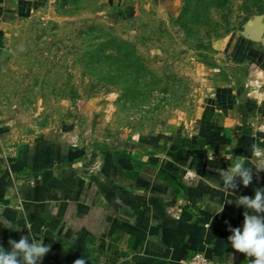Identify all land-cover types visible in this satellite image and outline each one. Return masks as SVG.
Listing matches in <instances>:
<instances>
[{
	"label": "rangeland",
	"instance_id": "374dc122",
	"mask_svg": "<svg viewBox=\"0 0 264 264\" xmlns=\"http://www.w3.org/2000/svg\"><path fill=\"white\" fill-rule=\"evenodd\" d=\"M264 0H44L0 34V126L9 150L43 138L125 152L188 133L221 84L264 91ZM4 149V148H3Z\"/></svg>",
	"mask_w": 264,
	"mask_h": 264
},
{
	"label": "crops",
	"instance_id": "0c3cea01",
	"mask_svg": "<svg viewBox=\"0 0 264 264\" xmlns=\"http://www.w3.org/2000/svg\"><path fill=\"white\" fill-rule=\"evenodd\" d=\"M42 1L0 0V34ZM215 45L240 60L264 55L246 38ZM1 128L0 246L43 238L50 250L40 264H182L200 250L219 262L253 259L228 237L243 227L236 200L264 188L251 151L264 149V91L218 85L193 130L125 152L90 153L46 138L13 152ZM237 157L252 167V183L237 178V188L225 190L216 170Z\"/></svg>",
	"mask_w": 264,
	"mask_h": 264
},
{
	"label": "clouds",
	"instance_id": "9594fccd",
	"mask_svg": "<svg viewBox=\"0 0 264 264\" xmlns=\"http://www.w3.org/2000/svg\"><path fill=\"white\" fill-rule=\"evenodd\" d=\"M251 151L256 158V171H264V149L253 144ZM226 159L232 160V157ZM216 171L225 190L236 189L237 178L244 187L249 186L253 180L252 167L245 166V159L241 157H237L227 170L220 168ZM236 203L245 209L243 227L230 228L232 234L228 241L234 250L253 258L249 264H264V188H256L254 196H240ZM8 243V248L0 246V264H40L50 250V245H45L43 238H33L30 242L28 235L21 236L18 241L10 239ZM74 264L86 262L80 258Z\"/></svg>",
	"mask_w": 264,
	"mask_h": 264
},
{
	"label": "built area",
	"instance_id": "2783aa9c",
	"mask_svg": "<svg viewBox=\"0 0 264 264\" xmlns=\"http://www.w3.org/2000/svg\"><path fill=\"white\" fill-rule=\"evenodd\" d=\"M182 264H230L227 262L216 261L209 256L204 251H196L191 256L186 258ZM233 264V263H232Z\"/></svg>",
	"mask_w": 264,
	"mask_h": 264
},
{
	"label": "trees",
	"instance_id": "16d2710c",
	"mask_svg": "<svg viewBox=\"0 0 264 264\" xmlns=\"http://www.w3.org/2000/svg\"><path fill=\"white\" fill-rule=\"evenodd\" d=\"M262 4V6L261 7H263L264 6V3L263 2H261V3H257L256 5H261ZM260 13H264V10H260Z\"/></svg>",
	"mask_w": 264,
	"mask_h": 264
}]
</instances>
